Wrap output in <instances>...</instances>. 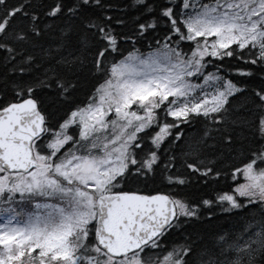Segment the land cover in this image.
<instances>
[{
	"label": "snow or ice",
	"instance_id": "snow-or-ice-1",
	"mask_svg": "<svg viewBox=\"0 0 264 264\" xmlns=\"http://www.w3.org/2000/svg\"><path fill=\"white\" fill-rule=\"evenodd\" d=\"M0 264H264V0H0Z\"/></svg>",
	"mask_w": 264,
	"mask_h": 264
},
{
	"label": "trees",
	"instance_id": "trees-1",
	"mask_svg": "<svg viewBox=\"0 0 264 264\" xmlns=\"http://www.w3.org/2000/svg\"><path fill=\"white\" fill-rule=\"evenodd\" d=\"M217 223L218 225H228L230 222L225 219H221Z\"/></svg>",
	"mask_w": 264,
	"mask_h": 264
}]
</instances>
